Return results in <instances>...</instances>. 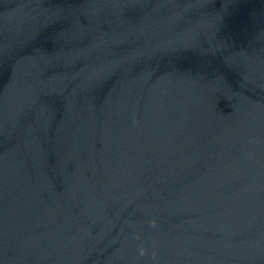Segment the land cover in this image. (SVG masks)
Here are the masks:
<instances>
[{
	"label": "water",
	"instance_id": "1",
	"mask_svg": "<svg viewBox=\"0 0 264 264\" xmlns=\"http://www.w3.org/2000/svg\"><path fill=\"white\" fill-rule=\"evenodd\" d=\"M0 264H264V0H0Z\"/></svg>",
	"mask_w": 264,
	"mask_h": 264
}]
</instances>
